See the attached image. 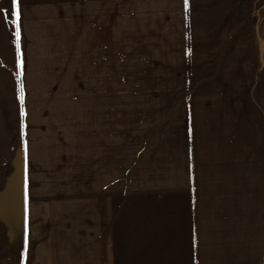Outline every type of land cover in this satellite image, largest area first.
Listing matches in <instances>:
<instances>
[{
	"label": "rangeland",
	"instance_id": "374dc122",
	"mask_svg": "<svg viewBox=\"0 0 264 264\" xmlns=\"http://www.w3.org/2000/svg\"><path fill=\"white\" fill-rule=\"evenodd\" d=\"M17 4L25 16L21 33L23 25L30 30L31 22L50 21V38L68 54L57 72L64 81L70 76L72 90L87 89L86 116L97 125L77 131L71 178L54 180L64 192L53 195L54 212L39 203L51 180H40L39 194L31 196L45 216L44 233L50 224L44 261L223 264L219 253L206 259L207 236L232 231L244 255L245 241L258 240L264 264V0H243L242 19H231L239 15L238 0H231L218 20L219 3L210 10L206 0ZM88 38L97 43L92 50ZM95 49L103 97L89 91ZM94 100L97 110H90ZM0 113V122L12 125L19 112ZM13 151L8 147L4 157L14 159ZM14 197L24 240L26 195L19 189Z\"/></svg>",
	"mask_w": 264,
	"mask_h": 264
},
{
	"label": "crops",
	"instance_id": "0c3cea01",
	"mask_svg": "<svg viewBox=\"0 0 264 264\" xmlns=\"http://www.w3.org/2000/svg\"><path fill=\"white\" fill-rule=\"evenodd\" d=\"M215 2L219 3L218 10H214L213 3ZM238 2L239 15L234 14L231 19H242L243 0H238ZM206 3H208V8L216 13L213 18L218 20L224 18L223 10L226 7L228 9L231 0H206ZM0 10H6L0 11V110H18L19 112L12 125L3 123V119L2 123L0 122V212L8 214H0V260L4 259L0 264H48V261L44 259L50 256V252L44 251L43 247L44 243L50 241V224L47 225L44 233L43 219L45 216L37 212L38 200L31 196L39 194L40 180H51L52 189L46 185L47 190L42 192L48 195L46 201L39 203L50 204V212H54L57 199L53 195L60 193L53 188L56 182L54 180L71 178L68 173L70 172L72 145H76L77 131L81 128L84 132L88 131V124L97 129L96 117L92 124V120L86 116L87 89L81 91L78 86L72 90L70 76L64 81V76L57 72L63 66L65 67L64 61H68V54L62 45H54L61 44L60 42L56 43L53 38H50L52 35L50 21L31 22L30 30H25L23 25L22 33L21 22L18 21L19 35L17 36V24L13 22L14 18L11 15L12 0L2 4ZM16 10L19 13L18 20L25 18L21 14V7ZM231 22L233 23V20ZM44 26L46 30H42ZM206 27H209L208 23ZM93 40L92 38L89 41L88 38L86 46L90 50H92L90 44H93ZM86 54L83 51L85 62L88 60ZM94 60L96 61L93 65V76L95 77L88 79V82L92 84L89 91L99 93L98 96L103 97L102 57L98 54L97 58L95 53ZM52 63H54L53 66ZM112 77L111 71L110 79ZM89 96L92 99L95 94ZM95 103L96 100L90 105V110H97ZM22 109L25 110L23 113L20 112ZM98 109L100 110V101ZM72 112H75L74 116ZM99 114L103 122L102 113ZM22 118L25 124H21ZM72 122H75L74 125ZM92 137L89 134V138L93 139ZM81 141L85 145L84 140ZM8 147L14 149L13 154L16 156L13 155L14 159L4 157ZM73 159L76 164L75 157ZM64 166H67L66 170ZM19 189L22 194L26 195L23 208L27 212L26 227L28 229L24 240L21 236L19 237V224L14 217L16 208L13 202L17 201L14 196ZM63 193L62 191L60 194L63 195ZM2 203H5L4 207ZM233 235L237 234L231 231L214 238L207 236L209 240L206 243V259L219 253L214 256L219 258L223 264H242L241 259L244 257L256 259V264L260 263L257 253L258 240L248 238L245 241L249 255H244L243 246ZM239 241L242 242V240Z\"/></svg>",
	"mask_w": 264,
	"mask_h": 264
},
{
	"label": "snow or ice",
	"instance_id": "6c2138e0",
	"mask_svg": "<svg viewBox=\"0 0 264 264\" xmlns=\"http://www.w3.org/2000/svg\"><path fill=\"white\" fill-rule=\"evenodd\" d=\"M18 7L17 0H12V9L13 11L11 12L12 17L14 18L13 22L17 24V36L19 35V30H18V18H19V13L16 10ZM0 11H6V10H0ZM22 99V97H21ZM23 113V109L21 110Z\"/></svg>",
	"mask_w": 264,
	"mask_h": 264
}]
</instances>
